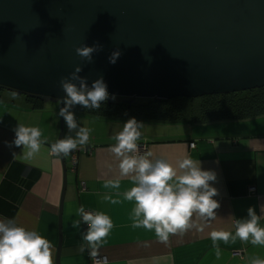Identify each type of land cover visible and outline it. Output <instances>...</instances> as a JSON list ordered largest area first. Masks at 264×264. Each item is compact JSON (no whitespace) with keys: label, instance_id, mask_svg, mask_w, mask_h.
<instances>
[{"label":"crops","instance_id":"0c3cea01","mask_svg":"<svg viewBox=\"0 0 264 264\" xmlns=\"http://www.w3.org/2000/svg\"><path fill=\"white\" fill-rule=\"evenodd\" d=\"M12 94L0 90V219H15L19 226L36 230L48 239L53 245V264L93 262L87 251L78 250L85 244L81 235L87 231L85 224L81 223L79 229L72 227L81 219V206L85 211L103 212L113 222L99 249V257H107L109 264H249L254 256L264 258V246L239 239L227 244L218 241L217 256L211 239L214 230L234 234L235 221L246 219L250 207L264 216L260 211L264 205V116L205 125L172 124L182 131L177 136H170L168 124L137 120L144 124L137 144L146 145L153 153V163L165 158L178 167V160L188 156L217 176L211 182L218 192L214 199L220 205L215 210L216 218L208 220L194 214V227L161 242L154 229L132 227L135 203L125 200L123 193L134 184L131 175L120 176L119 160L108 151L115 144L112 137L122 131L127 120L75 113L78 126L91 129V134L86 145L78 146L75 171L69 155L65 157L67 190L60 214L64 168L61 155L50 152L51 144L59 140L60 106L40 101L43 105L35 108L24 96L14 98ZM19 123L40 128L41 139L46 141L31 160L15 159L13 153L22 155L23 148L8 146L15 139L13 130ZM67 135L75 137V132H70L65 123L63 139ZM117 181L119 188L112 187ZM252 186L256 188L253 194ZM105 195L119 202L112 204ZM260 225L264 227V220Z\"/></svg>","mask_w":264,"mask_h":264},{"label":"water","instance_id":"95a60500","mask_svg":"<svg viewBox=\"0 0 264 264\" xmlns=\"http://www.w3.org/2000/svg\"><path fill=\"white\" fill-rule=\"evenodd\" d=\"M97 44L91 63L76 52ZM76 67L128 107L263 88L264 0H0V90L61 108Z\"/></svg>","mask_w":264,"mask_h":264},{"label":"clouds","instance_id":"9594fccd","mask_svg":"<svg viewBox=\"0 0 264 264\" xmlns=\"http://www.w3.org/2000/svg\"><path fill=\"white\" fill-rule=\"evenodd\" d=\"M102 50L97 44L93 47L83 45L76 49L81 59L93 62V54ZM121 52L117 49L109 57V62L115 64ZM81 67H76L69 77L60 80V85L66 93L64 106L59 110L70 132H75V137L67 135L51 144V154L67 157L78 146L88 143L91 129L78 126L75 113L71 111L74 106L84 109H99L101 104L109 99L108 86L101 77L92 82L91 87L87 79L79 76ZM70 81H79V86ZM13 97L17 95L13 92ZM115 99V97H112ZM142 122L130 118L123 124V129L116 133L112 139L115 144L108 151L119 160L121 177H129L134 186L123 193L124 199L133 201L132 227L145 228L155 231L161 242H167L170 235L183 234L194 227L193 216L212 220L216 218L215 210L219 203L214 199L218 195L217 189L211 182L217 179L216 173L203 170L199 160L185 156L178 160V167L165 158L152 162L151 151L140 154L137 141L141 138ZM15 139L8 146L14 145L23 148L22 155L13 153L14 158L31 160L40 151L42 144V131L38 127L25 126L19 123L13 130ZM119 182L112 187L119 188ZM105 200L112 204L119 201L105 195ZM264 213V205L260 206ZM81 219L73 222L72 227L79 229L81 223L86 224L87 231L83 232L82 240L85 244L78 249L81 253L87 251L93 264H109L107 257H99V249L113 228L111 218L103 212L85 211L83 206L78 208ZM264 216L257 215L254 208L248 209L246 219L235 221V233L224 230L211 232V239L216 249L217 256L220 249L217 242L225 244L241 241H250L254 246H264V227L260 221ZM53 245L36 230H29L19 226L15 219H0V264H53ZM249 264H264V258L252 257Z\"/></svg>","mask_w":264,"mask_h":264},{"label":"trees","instance_id":"16d2710c","mask_svg":"<svg viewBox=\"0 0 264 264\" xmlns=\"http://www.w3.org/2000/svg\"><path fill=\"white\" fill-rule=\"evenodd\" d=\"M24 97L30 103L35 104V108H40L43 105L40 101L29 96ZM71 111L110 120H129L134 117L138 121L158 124L205 125L243 121L264 116V87L226 95L195 99L177 98L158 103L140 100L131 107L118 100L112 104L103 102L99 109H84L81 106H74Z\"/></svg>","mask_w":264,"mask_h":264},{"label":"built area","instance_id":"2783aa9c","mask_svg":"<svg viewBox=\"0 0 264 264\" xmlns=\"http://www.w3.org/2000/svg\"><path fill=\"white\" fill-rule=\"evenodd\" d=\"M191 146L192 147H194L195 145L194 144H191ZM139 148H140V154H143L144 152H147V146L146 145H141V146H139ZM79 151H80V148L79 149H75V150H73V152H71L70 154H69V157H70V160H71V164H72V166H73V170L75 171V169H76V165H77V163H78V154H79ZM250 192L253 194V193H255L256 192V188H255V186H252L251 188H250ZM93 213H95V212H93ZM87 225L85 224V229H87ZM92 264H93V262H92Z\"/></svg>","mask_w":264,"mask_h":264},{"label":"rangeland","instance_id":"374dc122","mask_svg":"<svg viewBox=\"0 0 264 264\" xmlns=\"http://www.w3.org/2000/svg\"><path fill=\"white\" fill-rule=\"evenodd\" d=\"M151 129H159L158 127H151ZM161 129V128H160ZM166 129H169L170 131V136H177V135H180V133L182 132L181 129L176 126V125H172V124H168V128ZM172 129V130H170ZM77 149H79V147H77Z\"/></svg>","mask_w":264,"mask_h":264}]
</instances>
